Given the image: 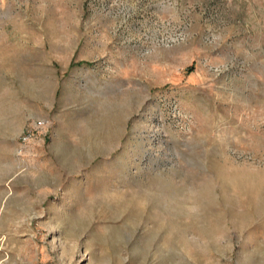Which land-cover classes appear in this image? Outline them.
<instances>
[{"label":"rangeland","instance_id":"374dc122","mask_svg":"<svg viewBox=\"0 0 264 264\" xmlns=\"http://www.w3.org/2000/svg\"><path fill=\"white\" fill-rule=\"evenodd\" d=\"M0 264H264V0H0Z\"/></svg>","mask_w":264,"mask_h":264}]
</instances>
